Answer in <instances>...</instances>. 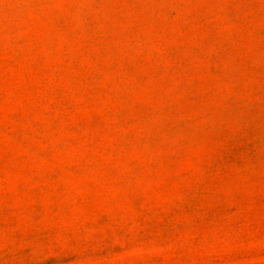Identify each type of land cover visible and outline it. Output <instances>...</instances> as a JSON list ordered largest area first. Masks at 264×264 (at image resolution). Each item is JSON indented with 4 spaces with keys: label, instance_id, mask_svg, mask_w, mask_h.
Wrapping results in <instances>:
<instances>
[{
    "label": "rangeland",
    "instance_id": "obj_1",
    "mask_svg": "<svg viewBox=\"0 0 264 264\" xmlns=\"http://www.w3.org/2000/svg\"><path fill=\"white\" fill-rule=\"evenodd\" d=\"M0 264H264V0H0Z\"/></svg>",
    "mask_w": 264,
    "mask_h": 264
}]
</instances>
